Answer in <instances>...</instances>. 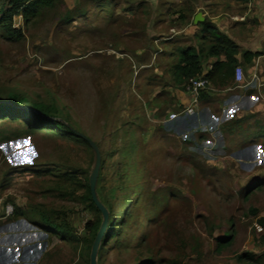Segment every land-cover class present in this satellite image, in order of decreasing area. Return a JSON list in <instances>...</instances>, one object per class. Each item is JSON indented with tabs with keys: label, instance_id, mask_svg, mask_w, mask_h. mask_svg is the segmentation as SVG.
Wrapping results in <instances>:
<instances>
[{
	"label": "rangeland",
	"instance_id": "1",
	"mask_svg": "<svg viewBox=\"0 0 264 264\" xmlns=\"http://www.w3.org/2000/svg\"><path fill=\"white\" fill-rule=\"evenodd\" d=\"M99 1L88 3L103 4L102 13H80L75 5L84 0H56L27 21L19 15L18 39L0 28V102L23 97L24 105L66 120L98 149L93 194L106 224L96 264H264L241 257L264 252L258 222L264 219V105L256 109L253 98L239 96L231 111L239 108L240 115L228 127L206 108L184 124L153 123L135 88L144 89V77L151 85L159 79L147 70L134 73L129 57L107 54L121 49L118 41L143 34L129 20L114 23L109 0ZM128 30L139 32L121 35ZM16 113L0 119V216H15L20 231L43 224L39 212L65 225L66 234L43 224L45 248L34 264H89L104 224L103 212L84 197L93 148ZM94 221L92 231L86 225ZM113 222L119 229L109 237ZM228 237L220 249L217 240Z\"/></svg>",
	"mask_w": 264,
	"mask_h": 264
},
{
	"label": "crops",
	"instance_id": "2",
	"mask_svg": "<svg viewBox=\"0 0 264 264\" xmlns=\"http://www.w3.org/2000/svg\"><path fill=\"white\" fill-rule=\"evenodd\" d=\"M84 1L88 3V0ZM113 1H116L115 4ZM109 2L111 4L108 6L115 16L114 23L129 20L139 28L140 34H143L133 41L127 39L118 41V47L121 49L116 51L109 48L113 55L107 54L117 61L129 57L131 69L135 68L134 73L147 70L159 79L158 83L151 85L149 79L144 77V89L140 85L135 88L136 99L143 108L145 117L153 123L172 126L184 124L206 108L209 112L213 109L215 114L223 117L218 125L228 127L236 120V114L240 115L239 108L231 111L234 108V101L239 96L253 98L256 109L264 105V0H109ZM81 3L83 2L78 4ZM75 7H82L78 10L82 14L87 13L86 15L97 12V9L102 13L106 9L103 4L93 3ZM206 24L214 26L216 31L236 46L237 50L232 55L231 63L228 62L224 51L204 55L207 36L203 28ZM139 31L133 33L128 30L125 33L121 32V35H135ZM127 45L135 48L126 50L123 47ZM187 50L199 56L202 72L213 69L216 63H227L222 69L223 73L228 75L227 82L223 86L210 83L211 89L200 98L195 115L181 116L175 121L163 122L169 112L180 111L189 103L185 83L177 76L176 70ZM118 64L120 66V63ZM96 68H90L91 71L87 73L96 72ZM120 68L121 73L122 70L129 73L127 68L124 69L123 66ZM236 68L241 70L240 81L235 77ZM105 72L106 69L102 67L99 73ZM14 217L0 216V264H34L40 259L45 248L46 228L43 224L29 223L31 225L29 229L20 231L15 228L12 220Z\"/></svg>",
	"mask_w": 264,
	"mask_h": 264
},
{
	"label": "trees",
	"instance_id": "3",
	"mask_svg": "<svg viewBox=\"0 0 264 264\" xmlns=\"http://www.w3.org/2000/svg\"><path fill=\"white\" fill-rule=\"evenodd\" d=\"M56 0H0V28L4 32L6 38H20L22 36V30L20 27L15 25V17L21 15L22 18L27 21L28 16H34L39 13L41 9L54 6ZM207 36V48L204 55H214L219 51H224L227 55L228 62H232V55L236 52L237 48L233 45L224 35L216 31L215 27L212 25H205L203 28ZM227 63H216L213 66V69L209 70L204 76L208 78L211 84L223 86L227 82L228 75L223 73L222 69L226 66ZM177 76L181 78L184 83L188 80L189 77L198 76L202 74L201 65L199 61V56L195 53H192L191 50L184 52L180 63L176 66ZM207 94L205 90L201 91L200 98L204 97ZM6 100L0 102V119L7 116L4 113H20L18 117L31 118L28 120L32 126H37L38 128H49L55 130H62L66 133L79 138L73 132V128L69 125L66 120L57 119V117L49 116L41 106H38L35 103H31L26 106V100L21 97L19 100ZM16 113V114H17ZM43 126V127H42ZM255 158V157H253ZM86 193L84 197L89 201L88 207L96 210L99 209L96 207L91 198L90 188L86 185ZM41 217V222L47 225H54V229H58L66 234L67 229L65 225H56L50 219L46 217L44 212H39ZM258 222L264 226V219H259ZM98 221L87 223L86 227L94 231L97 227ZM108 224H112L110 220ZM114 225V222H113ZM119 224L114 226L108 225L110 230L109 237H113L119 229ZM107 237V236H106ZM108 237V238H109ZM94 238V237H93ZM264 240V238H263ZM220 241L218 247L221 249L230 244V237L225 240L219 239ZM242 259H245L247 262H263L264 263V252L260 255H253L251 253H244ZM240 257V258H241Z\"/></svg>",
	"mask_w": 264,
	"mask_h": 264
},
{
	"label": "built area",
	"instance_id": "4",
	"mask_svg": "<svg viewBox=\"0 0 264 264\" xmlns=\"http://www.w3.org/2000/svg\"><path fill=\"white\" fill-rule=\"evenodd\" d=\"M209 71L202 72L201 75L189 77L184 87L189 96V103L180 111L169 112L164 122H172L181 116H193L196 114V106L200 100L201 91L211 89L210 81L204 75ZM235 77L237 81L241 80V70L236 68Z\"/></svg>",
	"mask_w": 264,
	"mask_h": 264
},
{
	"label": "water",
	"instance_id": "5",
	"mask_svg": "<svg viewBox=\"0 0 264 264\" xmlns=\"http://www.w3.org/2000/svg\"><path fill=\"white\" fill-rule=\"evenodd\" d=\"M73 132H74V134L76 136H78L79 138H81L84 141H86L93 148L94 155H95V164H94V169H93V177H92V181L90 183V193H91L92 201L94 202V204L96 205V207L103 212V215H104V224L102 225V228L98 232V234H97V236H96V238H95V240H94V242L92 244L91 251H90V256H89V264H96V260H95V257H96V246H97L98 242L101 239L102 232H103V227L106 224V213L101 208L100 204L95 199L94 194H93V185H94L93 182L96 179L97 172H98V167H99V152H98V149H97L95 143L91 139H89L84 134L77 132L76 130H73Z\"/></svg>",
	"mask_w": 264,
	"mask_h": 264
}]
</instances>
